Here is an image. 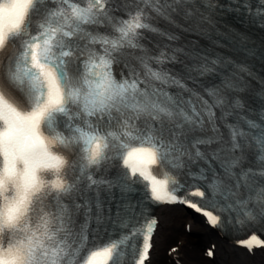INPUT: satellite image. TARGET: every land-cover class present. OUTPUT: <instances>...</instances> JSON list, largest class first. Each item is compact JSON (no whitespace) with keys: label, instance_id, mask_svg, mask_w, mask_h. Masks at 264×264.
<instances>
[{"label":"snow or ice","instance_id":"obj_1","mask_svg":"<svg viewBox=\"0 0 264 264\" xmlns=\"http://www.w3.org/2000/svg\"><path fill=\"white\" fill-rule=\"evenodd\" d=\"M233 14L264 31V0H0V264H177L176 206L264 264V76Z\"/></svg>","mask_w":264,"mask_h":264},{"label":"bare ground","instance_id":"obj_2","mask_svg":"<svg viewBox=\"0 0 264 264\" xmlns=\"http://www.w3.org/2000/svg\"><path fill=\"white\" fill-rule=\"evenodd\" d=\"M171 216L175 218L176 226L179 227L182 221L192 223L191 234L184 235L186 242V254L182 259V264H244L246 257L242 251H233L232 246H227L222 240L218 239L216 243L217 250L215 255L217 260L208 259L204 256L203 250L207 242L213 241V234L209 233V228L204 227L202 222L197 219L193 220L195 215L188 213L181 208L175 207L171 210ZM163 248L156 253L154 260L156 262H164L170 264Z\"/></svg>","mask_w":264,"mask_h":264}]
</instances>
